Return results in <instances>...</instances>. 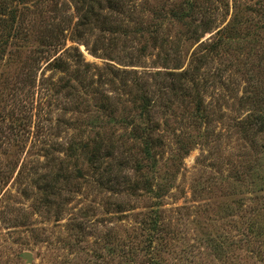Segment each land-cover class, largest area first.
<instances>
[{"label": "rangeland", "instance_id": "374dc122", "mask_svg": "<svg viewBox=\"0 0 264 264\" xmlns=\"http://www.w3.org/2000/svg\"><path fill=\"white\" fill-rule=\"evenodd\" d=\"M258 114L264 0H0V264H264Z\"/></svg>", "mask_w": 264, "mask_h": 264}, {"label": "trees", "instance_id": "16d2710c", "mask_svg": "<svg viewBox=\"0 0 264 264\" xmlns=\"http://www.w3.org/2000/svg\"><path fill=\"white\" fill-rule=\"evenodd\" d=\"M87 14H88V12H87ZM179 75H180L179 81L182 82L185 79V77H183V74H179ZM174 88L177 89L178 87L174 84ZM177 91L178 90H175V92H177ZM196 110L199 112L196 115H203V117H204V113H205L204 107H203V104L199 100H198V105H197ZM203 117H201V118H203ZM257 118H258V120H262L264 122L263 116L261 114H258ZM148 148H150V146H148ZM140 168H141V166H140Z\"/></svg>", "mask_w": 264, "mask_h": 264}, {"label": "water", "instance_id": "95a60500", "mask_svg": "<svg viewBox=\"0 0 264 264\" xmlns=\"http://www.w3.org/2000/svg\"><path fill=\"white\" fill-rule=\"evenodd\" d=\"M22 256L27 258L28 261H32V254L30 252H23Z\"/></svg>", "mask_w": 264, "mask_h": 264}]
</instances>
